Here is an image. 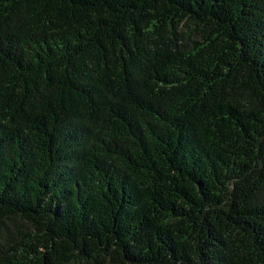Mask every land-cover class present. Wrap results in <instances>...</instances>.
I'll use <instances>...</instances> for the list:
<instances>
[{"label":"trees","instance_id":"1","mask_svg":"<svg viewBox=\"0 0 264 264\" xmlns=\"http://www.w3.org/2000/svg\"><path fill=\"white\" fill-rule=\"evenodd\" d=\"M0 264H264V0H0Z\"/></svg>","mask_w":264,"mask_h":264}]
</instances>
